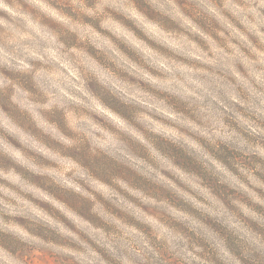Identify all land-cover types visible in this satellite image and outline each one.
Segmentation results:
<instances>
[{
    "label": "rangeland",
    "instance_id": "rangeland-1",
    "mask_svg": "<svg viewBox=\"0 0 264 264\" xmlns=\"http://www.w3.org/2000/svg\"><path fill=\"white\" fill-rule=\"evenodd\" d=\"M0 264H264V0H0Z\"/></svg>",
    "mask_w": 264,
    "mask_h": 264
}]
</instances>
